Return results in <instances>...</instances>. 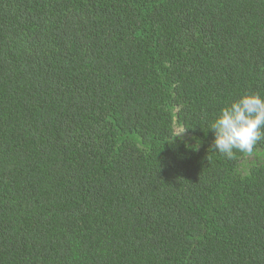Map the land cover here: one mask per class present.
<instances>
[{"label":"trees","instance_id":"obj_1","mask_svg":"<svg viewBox=\"0 0 264 264\" xmlns=\"http://www.w3.org/2000/svg\"><path fill=\"white\" fill-rule=\"evenodd\" d=\"M250 92L264 0H0V264H264Z\"/></svg>","mask_w":264,"mask_h":264},{"label":"clouds","instance_id":"obj_2","mask_svg":"<svg viewBox=\"0 0 264 264\" xmlns=\"http://www.w3.org/2000/svg\"><path fill=\"white\" fill-rule=\"evenodd\" d=\"M209 129L214 134L212 148L227 159L235 157L234 150L252 154L257 142L264 138V94L241 95L221 108ZM183 131L176 132L174 137ZM198 146L191 147L195 150Z\"/></svg>","mask_w":264,"mask_h":264}]
</instances>
